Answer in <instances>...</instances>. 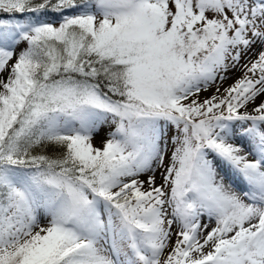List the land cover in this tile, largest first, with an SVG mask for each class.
<instances>
[{"label":"snow or ice","instance_id":"1","mask_svg":"<svg viewBox=\"0 0 264 264\" xmlns=\"http://www.w3.org/2000/svg\"><path fill=\"white\" fill-rule=\"evenodd\" d=\"M0 264H264V0H0Z\"/></svg>","mask_w":264,"mask_h":264},{"label":"rangeland","instance_id":"2","mask_svg":"<svg viewBox=\"0 0 264 264\" xmlns=\"http://www.w3.org/2000/svg\"><path fill=\"white\" fill-rule=\"evenodd\" d=\"M235 76H238L239 75V73H235L234 74ZM231 81H229V83H230ZM208 94H210V93H205V95H208ZM99 137L97 138V140H96V143L98 144L99 143Z\"/></svg>","mask_w":264,"mask_h":264}]
</instances>
